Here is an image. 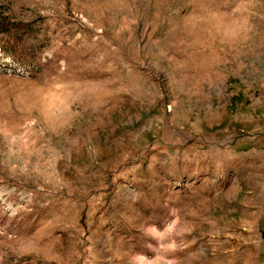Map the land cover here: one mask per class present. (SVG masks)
<instances>
[{"label": "rangeland", "instance_id": "374dc122", "mask_svg": "<svg viewBox=\"0 0 264 264\" xmlns=\"http://www.w3.org/2000/svg\"><path fill=\"white\" fill-rule=\"evenodd\" d=\"M0 264H264V0H0Z\"/></svg>", "mask_w": 264, "mask_h": 264}, {"label": "trees", "instance_id": "16d2710c", "mask_svg": "<svg viewBox=\"0 0 264 264\" xmlns=\"http://www.w3.org/2000/svg\"><path fill=\"white\" fill-rule=\"evenodd\" d=\"M9 63L11 64L12 63V65H14V62H11V60L9 61ZM8 63V64H9ZM22 70V69H21ZM20 69L17 71V72H20L21 71ZM24 71V70H23ZM25 72V71H24Z\"/></svg>", "mask_w": 264, "mask_h": 264}]
</instances>
